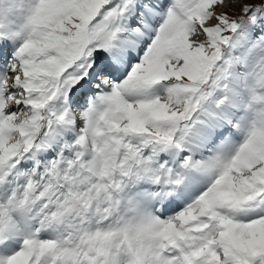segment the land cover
I'll use <instances>...</instances> for the list:
<instances>
[{
    "label": "snow or ice",
    "instance_id": "obj_1",
    "mask_svg": "<svg viewBox=\"0 0 264 264\" xmlns=\"http://www.w3.org/2000/svg\"><path fill=\"white\" fill-rule=\"evenodd\" d=\"M0 0V264H264V0Z\"/></svg>",
    "mask_w": 264,
    "mask_h": 264
},
{
    "label": "rangeland",
    "instance_id": "obj_2",
    "mask_svg": "<svg viewBox=\"0 0 264 264\" xmlns=\"http://www.w3.org/2000/svg\"><path fill=\"white\" fill-rule=\"evenodd\" d=\"M240 3L243 2V0H239ZM239 10V3L233 4L232 0H225V5L218 8L217 11L223 12L227 11L230 14H234L235 12H238Z\"/></svg>",
    "mask_w": 264,
    "mask_h": 264
}]
</instances>
